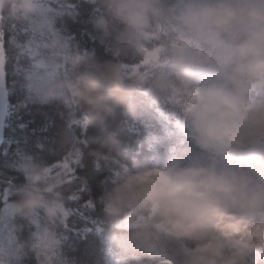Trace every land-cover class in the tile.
I'll use <instances>...</instances> for the list:
<instances>
[{"label": "clouds", "instance_id": "9594fccd", "mask_svg": "<svg viewBox=\"0 0 264 264\" xmlns=\"http://www.w3.org/2000/svg\"><path fill=\"white\" fill-rule=\"evenodd\" d=\"M86 2L111 60L54 26L59 0H0V19L38 37L26 75L31 99L63 105L82 126L164 117L166 134L143 138L152 157L140 168L119 159L115 135L97 149L82 146L74 120L61 138L71 170L61 158L21 154L24 179L9 190L16 199L7 216L36 231L29 241L0 243V262L34 253L38 264H75L60 243L87 150L93 166L111 172L92 209L99 208L93 226L109 250L105 264H264V0Z\"/></svg>", "mask_w": 264, "mask_h": 264}, {"label": "trees", "instance_id": "16d2710c", "mask_svg": "<svg viewBox=\"0 0 264 264\" xmlns=\"http://www.w3.org/2000/svg\"><path fill=\"white\" fill-rule=\"evenodd\" d=\"M56 13L54 26L85 50H92L103 60H111V53L99 42L98 34L92 27L93 14L86 0H59L51 6ZM0 34L6 51V72L3 80L6 99V114L2 120L0 138V193L4 189H13L23 182V176L16 167L21 154L39 156L49 163L61 158L62 133L70 120L75 119L72 131L81 145L87 149L99 148L109 135H115L122 141L119 159L135 168L150 162L152 152L141 141L147 133L161 138L165 136L168 120L152 114H143L135 120L117 116L104 123L93 122L82 126L77 113L70 116L68 110L59 103L47 105L33 101L25 87L26 75L32 66L30 55L32 46L38 37L28 27L12 20H0ZM158 118L160 128L152 130L148 119ZM164 125V128L162 127ZM63 157L59 160L62 161ZM57 161V163L59 162ZM85 167L76 168L77 176L88 191L80 194V201H71L69 206L74 213L68 220L69 227L63 230L65 239L60 243V251L75 264H105L109 250L105 248L91 220L99 216V208L88 210L84 205L90 199L93 203L100 194V181L111 175L109 169L96 168L90 162L87 150L82 153ZM70 165H73L71 159ZM79 182L73 188L77 192ZM16 199L8 197L7 203ZM6 204L0 200V243L5 241H29L36 231V225L16 217L7 216ZM7 216V217H6ZM5 217V218H4ZM83 217V218H82ZM90 231L85 232L84 229ZM18 264H38L34 253H27Z\"/></svg>", "mask_w": 264, "mask_h": 264}, {"label": "snow or ice", "instance_id": "6c2138e0", "mask_svg": "<svg viewBox=\"0 0 264 264\" xmlns=\"http://www.w3.org/2000/svg\"><path fill=\"white\" fill-rule=\"evenodd\" d=\"M48 24V21L47 19H43V21L41 22V25L40 26H46ZM5 72H6V51H5V46H4V43H3V38H2V34H0V84L3 83V80H4V77H5ZM195 93H189V95H194ZM70 158H73L74 160V157H72L70 154H65V156L63 157V160L61 162H59V165L60 166H63L64 168L66 169H69L71 170V166L70 163H69V160ZM79 182V181H78ZM77 182V183H78ZM85 191H88L87 187L83 185V183L79 182V186L77 187V192L73 193L71 196H70V200L71 201H74V202H79L80 201V194L85 192ZM10 196V191L9 189H4L2 193H0V200H3L6 204V211H8L7 209V200H8V197ZM94 207L93 205V202L89 199L88 202L84 205V208L85 209H88V210H92ZM76 214H81L80 212H74ZM83 218V217H82ZM91 223L93 224V221L91 220ZM69 227V225H66L64 229H67ZM91 229L89 228H85L84 231L87 232V231H90ZM98 230V229H97ZM49 242L44 239L42 241V244H41V250L44 252V253H48L49 251ZM0 264H2V262H0Z\"/></svg>", "mask_w": 264, "mask_h": 264}, {"label": "rangeland", "instance_id": "374dc122", "mask_svg": "<svg viewBox=\"0 0 264 264\" xmlns=\"http://www.w3.org/2000/svg\"><path fill=\"white\" fill-rule=\"evenodd\" d=\"M31 30V29H30ZM33 33L34 31L31 30ZM3 84H0V138H1V127H2V120H3V117L5 116L6 114V99H5V90H4V87H3ZM152 119H148V123L147 125L152 129V130H158L161 126H160V120L158 118H154L153 116H151ZM72 120L75 121V119L73 118ZM73 127V126H72ZM162 127L164 128V125L162 124ZM73 129V128H72ZM164 133L166 134V128H165V131ZM146 137H151V138H155L154 135L150 134V133H147L146 134ZM181 139L180 137H177L174 142L177 143L178 145L180 144L181 142ZM183 146H189L187 145V142L184 141V144ZM190 147V146H189ZM71 151V149L69 150ZM152 157V154L150 155V159ZM71 159L73 160V158H70L69 160V163L71 162ZM74 161V160H73ZM61 162V161H59ZM58 162V163H59ZM7 212L4 213V215L6 214ZM7 217V216H6ZM5 218V217H4Z\"/></svg>", "mask_w": 264, "mask_h": 264}, {"label": "water", "instance_id": "95a60500", "mask_svg": "<svg viewBox=\"0 0 264 264\" xmlns=\"http://www.w3.org/2000/svg\"><path fill=\"white\" fill-rule=\"evenodd\" d=\"M1 20V19H0Z\"/></svg>", "mask_w": 264, "mask_h": 264}]
</instances>
